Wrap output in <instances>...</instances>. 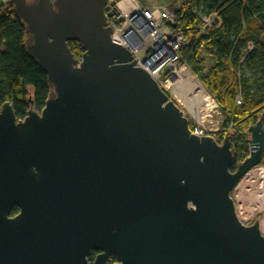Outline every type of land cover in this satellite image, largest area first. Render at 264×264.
<instances>
[{"label":"water","instance_id":"95a60500","mask_svg":"<svg viewBox=\"0 0 264 264\" xmlns=\"http://www.w3.org/2000/svg\"><path fill=\"white\" fill-rule=\"evenodd\" d=\"M105 1H6L52 89L20 121L0 104V264H87L91 250V264H264L259 220L242 224L229 197L262 159L264 111L230 170L232 133L218 143L190 131L110 40Z\"/></svg>","mask_w":264,"mask_h":264},{"label":"trees","instance_id":"16d2710c","mask_svg":"<svg viewBox=\"0 0 264 264\" xmlns=\"http://www.w3.org/2000/svg\"><path fill=\"white\" fill-rule=\"evenodd\" d=\"M212 12L218 21L199 32L201 19ZM177 16L188 39L179 49L181 63L221 112L217 140L232 133L235 160L230 170H234L248 155V135L243 128L255 123L264 111V0H186ZM25 38L24 23L14 15L11 4L1 3L0 104L9 102L18 118L30 108L40 110L52 89L46 73L28 56ZM67 43L72 53L80 56L83 49L79 42ZM229 123L232 127L227 131ZM188 125L192 129V124Z\"/></svg>","mask_w":264,"mask_h":264},{"label":"built area","instance_id":"2783aa9c","mask_svg":"<svg viewBox=\"0 0 264 264\" xmlns=\"http://www.w3.org/2000/svg\"><path fill=\"white\" fill-rule=\"evenodd\" d=\"M7 0H0L5 3ZM186 0H178L176 7L170 9L162 5H146L139 0H106L105 12L107 25L110 27V40L125 47L135 60V65L144 69L158 86L173 101L170 91L178 80L177 72L181 66L179 49L185 43L184 28L178 21L177 12L181 10ZM218 21L215 12L204 16L199 32L209 28ZM249 48L252 42L247 45ZM212 99V98H211ZM240 102V97H236ZM231 123L227 131L231 130ZM216 129V127H215ZM190 131L197 136H209L216 142V130H208L192 125ZM249 135L247 127L242 130ZM264 190V152L261 161L247 169L229 191L233 209L237 219L244 225L264 218L259 204ZM260 215H257L258 212Z\"/></svg>","mask_w":264,"mask_h":264},{"label":"bare ground","instance_id":"6f19581e","mask_svg":"<svg viewBox=\"0 0 264 264\" xmlns=\"http://www.w3.org/2000/svg\"><path fill=\"white\" fill-rule=\"evenodd\" d=\"M177 76L178 80L176 84L181 86L180 90H178V96L181 97L182 102L192 113L194 118H202L204 116L203 113L209 112L214 106L211 96L205 92L187 68H180L177 72ZM259 207L264 211V191L262 193ZM259 229H262V232L264 231V218L259 222Z\"/></svg>","mask_w":264,"mask_h":264},{"label":"rangeland","instance_id":"374dc122","mask_svg":"<svg viewBox=\"0 0 264 264\" xmlns=\"http://www.w3.org/2000/svg\"><path fill=\"white\" fill-rule=\"evenodd\" d=\"M139 1L141 3H145L148 5H154V6L163 5V6L170 8V9H174L176 7V3L178 2V0H139ZM187 43H188V39H185V43L183 45H185ZM181 67L187 68L190 71V69L186 65H182ZM190 73L192 74L191 71H190ZM192 75H193V77H195L194 74H192ZM196 80L198 81L197 78H196ZM176 82H174L173 88L170 91V96L173 98V102L181 109L182 113L186 116V118L188 120V124H192L194 126L197 125V127L208 130L210 132H214L215 130H216V132L219 131L220 130V123L222 121V115H221V112H220L216 102L214 101V99L211 97L213 105H214L211 108V110L209 112L203 113L204 116L202 118L196 119V118H194L192 113L187 109L185 104L182 102L181 97L178 96V94H179L178 90H180L181 86L179 84H176ZM199 84H200V82H199ZM202 88H203V86H202ZM205 92H207V91L205 90ZM215 127H216V129H215ZM259 209H260V211H263V209H261L260 207H259ZM260 211L258 212L259 215L261 214ZM257 218L258 217H256V219ZM261 231H262V229H261ZM261 233L264 234V231Z\"/></svg>","mask_w":264,"mask_h":264},{"label":"flooded vegetation","instance_id":"af4514ba","mask_svg":"<svg viewBox=\"0 0 264 264\" xmlns=\"http://www.w3.org/2000/svg\"><path fill=\"white\" fill-rule=\"evenodd\" d=\"M26 112H27V111H26ZM24 116H25V115H24ZM24 116H23V117H24ZM15 117H16V116H15ZM23 117H19V118L16 117V121H20V120H22ZM19 212H20V206L17 205V204H15V203H13L12 206H11V208H10V211H9V213H8V217L11 218V217L17 215ZM98 253H99L98 250H91V251L89 252V254L86 256L87 264H91L92 261L94 260L95 256H96ZM106 263H107V264H116V260H115L114 256L111 255V254H107V255H106Z\"/></svg>","mask_w":264,"mask_h":264},{"label":"crops","instance_id":"0c3cea01","mask_svg":"<svg viewBox=\"0 0 264 264\" xmlns=\"http://www.w3.org/2000/svg\"><path fill=\"white\" fill-rule=\"evenodd\" d=\"M143 4H145V3H143ZM146 5H148V4H146ZM163 6V5H162ZM260 231H261V229H260ZM262 232V231H261Z\"/></svg>","mask_w":264,"mask_h":264}]
</instances>
